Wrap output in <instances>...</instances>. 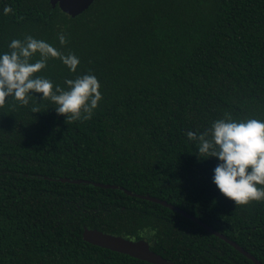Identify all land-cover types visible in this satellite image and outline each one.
Segmentation results:
<instances>
[{
    "label": "trees",
    "instance_id": "trees-1",
    "mask_svg": "<svg viewBox=\"0 0 264 264\" xmlns=\"http://www.w3.org/2000/svg\"><path fill=\"white\" fill-rule=\"evenodd\" d=\"M28 35L80 59L75 73L50 58L35 75L65 87L93 74L103 99L86 121L38 93L0 105V264H150L85 242L84 229L145 239L169 264H254L124 189L264 264V201L224 197L212 182L219 161L186 135L226 113L264 120V0H94L76 17L49 0H0V52Z\"/></svg>",
    "mask_w": 264,
    "mask_h": 264
},
{
    "label": "clouds",
    "instance_id": "clouds-1",
    "mask_svg": "<svg viewBox=\"0 0 264 264\" xmlns=\"http://www.w3.org/2000/svg\"><path fill=\"white\" fill-rule=\"evenodd\" d=\"M12 9L4 8V14ZM60 45L67 36H57ZM9 52H0V105L13 98L27 105L34 93L49 99L58 115L71 121H86L93 117L103 96L100 83L93 74L66 79L65 87L54 85L52 80L35 75L47 67L50 58H58L70 72L75 73L80 59L74 53H61L52 44L31 35L13 39ZM39 56L32 62L34 56ZM34 112H38L35 109ZM190 141L197 142L199 156L216 158L219 163L213 170L212 182L219 192L235 206L264 201V120L233 119L230 114L213 122L207 131L187 132Z\"/></svg>",
    "mask_w": 264,
    "mask_h": 264
},
{
    "label": "water",
    "instance_id": "water-1",
    "mask_svg": "<svg viewBox=\"0 0 264 264\" xmlns=\"http://www.w3.org/2000/svg\"><path fill=\"white\" fill-rule=\"evenodd\" d=\"M52 7L58 6L61 12L71 16L76 17L80 14H82L84 11H86L94 2V0H49ZM62 181H68V179H61ZM71 183H89V181H84L81 179L78 180H72ZM95 187H100L104 189H113L115 188L114 185L111 184H104V183H93ZM125 194L135 196L140 199L148 200L154 203H158L161 205H164L167 208H170L171 210L176 211L178 214H181L187 219L192 220L196 224H198L200 227L204 228V230L212 235H215L219 237L220 239L224 240L226 243L231 245L233 248H235L238 252H240L243 256L250 259L254 264H260L251 254H249L247 251L242 249L240 246H238L233 241L229 240L224 235L219 234L217 231H215L212 227L206 225L201 220L191 216L190 214L186 213L185 211L170 205L166 203L165 201H162L160 199L150 197V196H144L139 194H133L128 190H123ZM83 240L91 245L98 246L100 248L108 249L113 252H117L120 254L127 255L129 257L135 258L137 260L145 261L150 264H169L165 259H163L158 254L154 253L147 240H139L135 242H131L128 240H125L121 237H116L113 235L105 234L103 232L97 231V230H89L84 229L83 231Z\"/></svg>",
    "mask_w": 264,
    "mask_h": 264
}]
</instances>
